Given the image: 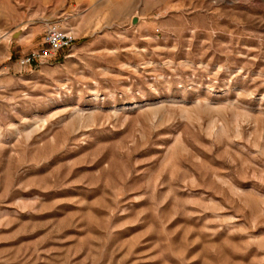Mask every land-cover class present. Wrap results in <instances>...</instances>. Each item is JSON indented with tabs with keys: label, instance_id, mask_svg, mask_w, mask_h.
Segmentation results:
<instances>
[{
	"label": "rangeland",
	"instance_id": "obj_1",
	"mask_svg": "<svg viewBox=\"0 0 264 264\" xmlns=\"http://www.w3.org/2000/svg\"><path fill=\"white\" fill-rule=\"evenodd\" d=\"M0 264H264V0H0Z\"/></svg>",
	"mask_w": 264,
	"mask_h": 264
},
{
	"label": "built area",
	"instance_id": "obj_2",
	"mask_svg": "<svg viewBox=\"0 0 264 264\" xmlns=\"http://www.w3.org/2000/svg\"><path fill=\"white\" fill-rule=\"evenodd\" d=\"M72 43V37L66 32L52 26L49 27L43 35V45L30 51L19 59L23 65L31 64L34 61H41L52 57L60 49L67 48Z\"/></svg>",
	"mask_w": 264,
	"mask_h": 264
},
{
	"label": "bare ground",
	"instance_id": "obj_3",
	"mask_svg": "<svg viewBox=\"0 0 264 264\" xmlns=\"http://www.w3.org/2000/svg\"><path fill=\"white\" fill-rule=\"evenodd\" d=\"M146 104V103H145ZM148 104V103H147ZM139 106V105H138ZM145 106V105H144ZM128 108V107H127ZM132 108V107H129V109ZM216 110V109H215ZM221 111H219L218 114H220V117L222 120H224V117L223 115L220 113ZM239 120L238 117H235V123H236V128H235V131L236 133L239 134V128H238V125H237V121ZM213 122H211V126L209 127V132L210 133H215V135H219V134H224L226 136V132H225V128H224V125L223 123L221 124V126L217 129V125L215 124V119L212 120ZM215 137V136H214Z\"/></svg>",
	"mask_w": 264,
	"mask_h": 264
},
{
	"label": "water",
	"instance_id": "obj_4",
	"mask_svg": "<svg viewBox=\"0 0 264 264\" xmlns=\"http://www.w3.org/2000/svg\"><path fill=\"white\" fill-rule=\"evenodd\" d=\"M137 19H138V17H137V16H134V17L132 18V20H131L132 24H135L136 21H137ZM19 32H20V30H16V31H14V32L12 33V37H13V38H16V37L19 35Z\"/></svg>",
	"mask_w": 264,
	"mask_h": 264
},
{
	"label": "crops",
	"instance_id": "obj_5",
	"mask_svg": "<svg viewBox=\"0 0 264 264\" xmlns=\"http://www.w3.org/2000/svg\"><path fill=\"white\" fill-rule=\"evenodd\" d=\"M10 44H12V43H10ZM10 46V45H9ZM23 57V56H22Z\"/></svg>",
	"mask_w": 264,
	"mask_h": 264
}]
</instances>
